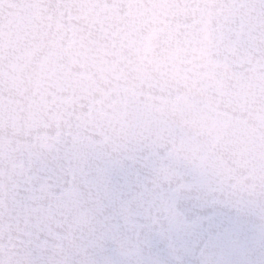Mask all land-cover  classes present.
<instances>
[{
	"label": "clouds",
	"instance_id": "9594fccd",
	"mask_svg": "<svg viewBox=\"0 0 264 264\" xmlns=\"http://www.w3.org/2000/svg\"><path fill=\"white\" fill-rule=\"evenodd\" d=\"M114 2L46 0L66 5L64 21L76 41L65 74L38 87L29 73L0 87V264L103 258L121 264H264V149L224 154L212 148L188 107L176 103L189 93L190 77L209 85L220 79L229 92L264 81V0H187L203 8V23L192 36L181 29L161 43L159 25L148 19L131 37L134 43L125 38L118 51L104 31L114 23ZM11 3L0 0V9L14 11ZM119 3L124 17L126 0ZM224 15L231 19L229 38L218 44L215 24ZM173 22L191 23L192 14ZM113 161L134 165L149 180L163 165L170 175L165 187L182 181L219 189L213 193L225 202L219 230L229 236L213 245L209 232L193 231L170 247L125 227L126 244L118 252L89 247L85 211L93 206L92 182ZM26 176L33 178L30 193L23 192ZM24 195L53 216L61 241L45 236L47 244L24 249L14 243L25 224L12 209Z\"/></svg>",
	"mask_w": 264,
	"mask_h": 264
},
{
	"label": "snow or ice",
	"instance_id": "6c2138e0",
	"mask_svg": "<svg viewBox=\"0 0 264 264\" xmlns=\"http://www.w3.org/2000/svg\"><path fill=\"white\" fill-rule=\"evenodd\" d=\"M126 4L128 11L124 17L119 14V0L111 5L114 23L104 29L114 51L124 46L125 38L129 45L133 44L131 37L140 32L148 19L159 25L161 43L173 40L181 29L185 37H190L203 23V8L187 0H126ZM10 7L14 11L5 13L0 9V87L15 85L22 75L29 73L38 87L45 81L59 82L67 70L65 59L76 44L68 34L71 26L64 21L66 5H49L46 0H12ZM188 13L192 14L191 23L173 22L174 17ZM230 24L228 15L215 24L218 44L229 38ZM184 43L187 45L190 40ZM189 79V93L178 97L176 103L188 107L192 122L212 148L224 154L264 149V81L240 85L229 92L220 79L213 85L195 77ZM32 182V177L24 178V193L32 192ZM166 184L170 185V175L163 165L157 179L149 180L134 165L121 161L106 164L93 179V206L85 211L90 225L88 246L99 253L114 246L113 250L118 252L126 244L125 227L156 242L167 241L170 247L174 238L182 239L193 231L209 232L213 245L229 236L226 229L219 230L223 223L220 207L225 203L213 194L219 189L182 181L169 187ZM31 199L29 195L22 196L12 209V214L25 224L18 229L14 243L24 249L47 244L45 236L61 241L63 237L52 228L53 216L32 207ZM212 229L217 231L212 233ZM89 264L121 261L103 258Z\"/></svg>",
	"mask_w": 264,
	"mask_h": 264
}]
</instances>
